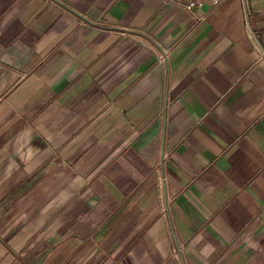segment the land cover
<instances>
[{
    "label": "crops",
    "instance_id": "1",
    "mask_svg": "<svg viewBox=\"0 0 264 264\" xmlns=\"http://www.w3.org/2000/svg\"><path fill=\"white\" fill-rule=\"evenodd\" d=\"M0 0V264H264V0Z\"/></svg>",
    "mask_w": 264,
    "mask_h": 264
},
{
    "label": "built area",
    "instance_id": "2",
    "mask_svg": "<svg viewBox=\"0 0 264 264\" xmlns=\"http://www.w3.org/2000/svg\"><path fill=\"white\" fill-rule=\"evenodd\" d=\"M201 2H202V0H191L189 5L187 6V8H190V7L194 6V5H200ZM218 2H219V0H211V3L213 5L218 4Z\"/></svg>",
    "mask_w": 264,
    "mask_h": 264
}]
</instances>
